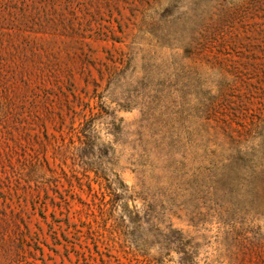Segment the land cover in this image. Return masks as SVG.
I'll return each mask as SVG.
<instances>
[{"label":"rangeland","instance_id":"obj_1","mask_svg":"<svg viewBox=\"0 0 264 264\" xmlns=\"http://www.w3.org/2000/svg\"><path fill=\"white\" fill-rule=\"evenodd\" d=\"M257 5L0 0V264H264V196L215 135L256 109Z\"/></svg>","mask_w":264,"mask_h":264},{"label":"trees","instance_id":"obj_2","mask_svg":"<svg viewBox=\"0 0 264 264\" xmlns=\"http://www.w3.org/2000/svg\"><path fill=\"white\" fill-rule=\"evenodd\" d=\"M257 3L258 5L252 11L251 17H256L260 19V21L252 24L256 25L255 27L252 25L250 27L254 28L252 33L258 32L260 37L251 38V40H256L258 43L254 44L253 41L249 43V46L252 47V49H255L256 47L258 50L260 48V51H263V59L261 63L264 65V0H257ZM246 11L247 8L241 7L234 10L232 13L233 18L238 19L241 25H246L243 22L247 16L245 15ZM247 32H251V29H247ZM201 38V51H206L208 47L207 41L203 42V35H201ZM234 71L236 73L235 76L239 78H242L244 75L241 70L238 71L237 66H234ZM247 84L249 86L247 93L245 94L246 100L248 101L247 108L249 107L248 109H250V105L253 103L256 105V109H251L253 111V113H251V121L244 122L238 126L227 124L219 126L215 130V135L220 137L219 135L222 134L224 138L222 140L230 144L233 148L232 150L236 152V156H233L232 158L240 163L239 167L241 166L242 168V170H238L236 173H249V175L253 173L255 177L253 181V190L256 191L257 196L261 197L264 196V75L254 84ZM256 140H258L257 143L259 149H256L257 147H255ZM256 156H258V160L255 158ZM246 180L248 181V179ZM260 201L264 205V198ZM14 224L15 222L10 215L2 213V216L0 217L1 242H5L7 237H11L12 234H15L12 230Z\"/></svg>","mask_w":264,"mask_h":264}]
</instances>
